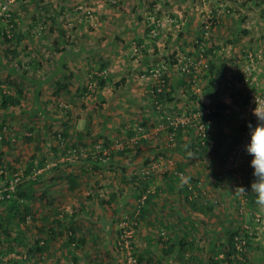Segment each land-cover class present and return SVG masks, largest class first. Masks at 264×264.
<instances>
[{"label":"rangeland","instance_id":"1","mask_svg":"<svg viewBox=\"0 0 264 264\" xmlns=\"http://www.w3.org/2000/svg\"><path fill=\"white\" fill-rule=\"evenodd\" d=\"M81 5L79 0H0V97L5 94L3 90L15 92L18 85L24 90L20 104L0 108V169L6 171L0 173V185L3 183L5 186L18 173L28 180L23 188L26 195L18 197L21 198L19 215H8L11 203L0 202L3 215L1 219L4 220L3 227L0 220V264H130L132 256L141 259L139 264H155L162 248L169 245L167 250L173 249L174 234L180 232L177 230L178 225L166 229L159 224L158 216L167 213L172 218L178 215L185 217L184 209L161 210L159 207L157 210L155 207L151 210L148 208L146 214L138 215L141 197L144 194H148V198L152 195L150 198L154 201L159 196L158 193L154 197V186L157 182L165 181V176L167 179L170 177L166 174L156 182L150 180L147 186L151 192L145 191L146 180L142 178L141 171L146 163L140 159L139 149H136V158H130L126 154L128 149L118 150L117 142L109 138L114 136V132L106 135L110 132L108 129L115 128L116 121L109 116H113L110 115L111 106L115 107L116 100L122 99L113 89V85H120L121 77L118 81L112 79L108 85L105 68L90 67L83 74L80 69L77 70L81 74L79 80L72 82L70 79L69 83L63 81L62 84H70L69 87L80 85L83 92L73 96L65 91L67 87L64 85L65 90L60 94L59 91L56 93L62 72L69 73L62 66L68 58L61 55L63 38L69 42H81L82 32L70 31L75 24L73 19L78 18L80 24L82 17H85L83 12L92 10L84 4L83 8H78ZM254 5L256 4L246 6L242 18L244 23H250V27H245L253 31L250 36L261 41L264 35L259 37L262 29L256 23L261 18H258L260 13H255L252 9L251 6ZM257 7L259 12L264 11V1L257 3ZM68 11L72 14L71 17L66 16ZM9 13L13 19L7 15ZM90 19L91 17L84 18L81 29L87 26L92 28L88 25ZM63 24H71L70 29L65 31ZM62 29L64 30L61 31ZM2 32L10 41L4 39ZM238 37L242 38L240 34ZM84 39L86 40L85 35ZM80 52L82 59L78 66L82 68V60L86 58L87 51L81 48ZM99 79L107 81L108 89L105 92L100 87ZM80 80L85 81L81 83ZM86 86L89 87L88 91ZM78 122H81V133L90 132L91 138L96 139V145L91 142L78 145L69 143V137L59 138V134L64 132L62 127L65 124L75 129L79 127ZM116 134L121 136L116 139L119 142H124L125 136L131 137L126 133ZM101 144L109 147V151H99ZM121 144L125 147L124 143ZM177 170L185 172L179 167ZM73 172L78 175V187L75 189L71 188L69 180V174ZM232 178L234 179L233 176ZM231 191L234 193L233 189ZM172 194L175 195L174 192ZM238 196L240 199L234 201L233 205L230 204L231 209H224L221 205L217 210L221 217L225 216L226 211L235 226L234 230L228 227L226 241L221 244H227L231 232L249 225L253 241L250 242L252 248L248 252V264H264V212L258 205H253L251 200L245 205V211L241 212L242 200ZM234 197H237L236 193ZM182 198L181 201H185L184 195ZM186 203L188 207L185 208L193 216L198 213L201 216L202 213L191 203ZM26 205L30 208L28 213ZM13 208L14 206L11 207L14 211ZM212 211L204 215H210ZM20 214L26 216L25 221L20 219ZM72 223L76 224L79 235L86 239L81 247L66 243L70 234L68 228ZM196 226L206 229L204 225ZM7 227L10 229L8 233ZM193 229V236L202 247L204 241L198 240L196 236H200V233L205 235V232H195ZM128 232L131 234L128 235ZM223 236L221 235L222 239ZM37 240L41 245L49 242L50 246L41 253L37 251L32 254L33 251L30 250L36 248ZM178 242L180 243L179 239ZM186 246L189 245L184 247ZM7 249L12 250L15 255L9 257ZM190 251L193 252L194 249L191 248ZM195 251L200 255L199 250ZM76 256L78 260L74 258ZM210 258L215 262L222 259L216 254ZM185 259L188 261L185 264L193 263L190 257L185 256ZM220 263L224 264H217Z\"/></svg>","mask_w":264,"mask_h":264},{"label":"crops","instance_id":"2","mask_svg":"<svg viewBox=\"0 0 264 264\" xmlns=\"http://www.w3.org/2000/svg\"><path fill=\"white\" fill-rule=\"evenodd\" d=\"M80 1L82 5L92 9V17L85 14L86 10L83 12L86 19L91 17L88 25L92 28L87 26L81 29L80 25L85 17H82L80 24L78 18L73 19V26L63 24L65 31L71 26L70 31L80 30L82 37L79 43L63 38L61 55L68 58L64 61L61 57L64 61L62 66L64 65L69 73L62 72L61 82L79 80L81 74L77 73V70L81 69L83 74L85 69L90 67H105L108 85L112 79L118 81L121 77L119 86L112 84L117 96L122 98L116 100L115 107L111 106L110 115L113 116H109L111 120L116 121V129L107 128L110 132L106 135L114 132V136L109 138L117 142L118 150L128 149L126 154L130 158H136V149H139V157L146 163L141 171L146 184H149L150 180L156 182L158 178L163 179L166 174L169 175L170 179L166 176L164 178L166 182L162 180L154 186V197L158 193L159 196L154 198V201H151L152 195L149 197L147 209H184L185 213V217L178 215L172 218L167 216V213L158 216L159 224L166 229L178 225L177 230L180 232L174 234L173 249L167 250L169 245L162 248L155 264H185L188 263L185 256L191 258L192 264H213L215 261H212L211 255L223 256L220 249H224L226 245L221 243L226 241L228 227L235 229L226 211L225 216L221 217L217 210L222 206L224 209H231L230 204L233 205L234 201L240 199L238 195L234 197L231 191L234 179L227 170V154L241 131L249 128L251 124L248 118L241 119L245 114L250 92L264 91V36L261 37L264 35V11L259 12L257 7V3L264 0H79V3ZM253 3L256 5L251 6L252 9L261 14H258L261 19L256 21L262 29L259 35L263 39H260L261 41L250 36L253 31L245 28L250 27V23H244L242 18L246 6ZM82 5L78 8H83ZM211 15L215 18V23L210 37L206 39L202 22ZM66 16L71 17L72 14L68 11ZM155 20H161L163 28L158 37L151 38L150 29ZM200 41L205 42V53H201ZM81 48L87 51L86 58L82 60V68L78 66L81 62L79 60L82 59ZM93 55L96 57L93 58ZM189 61L197 63L196 74L183 70V65ZM157 66L166 68L168 79L167 91L158 99L153 92L157 79L148 75V70ZM229 71L234 74L232 80L227 78ZM248 74H251L250 79H247ZM83 81L85 80H80L81 83ZM69 85L66 90L63 86L56 88L55 85L56 93L59 91L60 94L65 90L74 96L83 92V89L79 88L80 85ZM108 85L102 87L103 92L108 89ZM55 88L51 87L52 91H55ZM3 91L14 93L12 90ZM208 109L213 112L210 115L211 132L205 144L207 146L199 144L195 128L189 125L180 128L178 137H171V128L165 122L164 114L186 115L192 120ZM77 125L79 127L75 129L67 124L62 127V134L69 137V143L79 145L91 142L96 145V139L91 138L90 132L81 133V122ZM115 132L126 133L131 137L125 136V141L119 142L116 139L121 136ZM121 143H124L125 147ZM178 167L185 172H179ZM3 172L6 173L1 168L0 173ZM145 172L150 174L145 176ZM2 184L0 186H3ZM145 190L151 192L148 186ZM183 195L185 201H181ZM189 199L192 202L196 200V203L201 205V210L198 211L203 215L198 213L193 216L185 208L188 207L186 202H189ZM11 207L9 205L10 212L7 214L16 215ZM208 211L213 213L205 216ZM229 214L231 215L230 211ZM2 216L0 211L3 227ZM262 216L264 217V214ZM196 224L204 225L206 229L197 227ZM192 229L195 232H205V235L200 233V236H196L198 240L204 241L202 247L197 244ZM8 232L10 229L7 227L6 233ZM221 235H224V239ZM186 244L189 246L184 247ZM191 248L194 249L193 252L190 251ZM196 249L200 255L196 254ZM35 252L37 251L33 250L32 254ZM6 253L9 257L15 255L10 249H7Z\"/></svg>","mask_w":264,"mask_h":264},{"label":"built area","instance_id":"3","mask_svg":"<svg viewBox=\"0 0 264 264\" xmlns=\"http://www.w3.org/2000/svg\"><path fill=\"white\" fill-rule=\"evenodd\" d=\"M88 16L92 17V11L87 10ZM9 17H11V13L7 14ZM214 17L211 15L207 17L203 22V28H204V37L208 39L210 37V33L212 30V27L215 23ZM163 28V22L161 20H155L152 28L150 29V37L156 38L160 35V31ZM201 53L204 52L205 48V42L200 41L199 42ZM185 60L187 61V57H185ZM183 70L190 73H195L197 71V63L196 62H187V64L183 65ZM149 74L157 79L156 88L154 89V95H157L158 93L163 92L168 87V79L166 74V68L163 66H157L153 67L150 70H148ZM227 78L229 80L234 79V74L232 71H229L227 73ZM251 74H248L247 79H250ZM89 88V87H88ZM91 88V87H90ZM256 96L258 99L264 103V91L259 92L256 90H253L249 94L245 114L241 116L242 120H246L247 118L251 122L252 128H254L258 121L256 116L253 115V109L256 107L255 104V98ZM158 108H160V105H158ZM213 110L208 109L204 114L197 115L193 117L192 120H190L186 115H176V116H167L164 114V120L168 123V126L171 128V137L176 138L179 134L180 128L184 125H189L195 128L196 134H197V140L199 144L205 145L208 141L211 129V114ZM61 138V136L59 137ZM63 141V140H62ZM251 141V128L241 131L240 136L238 137V140L233 144V146L230 148L228 154H227V162L228 167L227 170L231 172V175L234 177V182L232 184V189L234 193L237 195H240L241 197V212L245 211V205L249 204L250 200L254 195L250 192V186L251 182L255 179L253 176V167L251 166V160L253 157L247 152L246 146ZM99 151L104 150L107 152L108 148L106 146L104 147V144H101ZM119 146H116L118 148ZM109 151V150H108ZM150 172H145V176L149 175ZM22 175L23 174H16L11 177L8 184L0 187V200L4 199L5 197L10 198L12 196V193L16 190L18 184L22 181ZM243 186L245 189L249 190L248 194H239L236 192L237 188ZM150 192V191H149ZM148 198V194H144L141 199L139 200L138 207L140 208L142 205L145 204L146 200ZM130 235L131 232H128ZM253 239V232L249 225H244L241 229L239 234H237L234 237V248L237 251V258L240 261V264H248V253H247V246L250 244L251 240ZM130 264H137L136 257L132 256L130 258Z\"/></svg>","mask_w":264,"mask_h":264},{"label":"trees","instance_id":"4","mask_svg":"<svg viewBox=\"0 0 264 264\" xmlns=\"http://www.w3.org/2000/svg\"><path fill=\"white\" fill-rule=\"evenodd\" d=\"M85 14L87 15V12L86 11H85ZM13 18L14 17H12V19ZM14 24L16 25V22H14ZM2 34L4 36V39L7 42L10 41V39L7 38V36H6L5 33L2 32ZM104 68L105 67H100V69H104ZM90 71L92 72V70H90ZM94 77L98 78V76H95V75H94ZM66 78H68V76ZM99 80H100V82H99L100 83V87H103V86L106 85V82H107L106 80H103V79H99ZM59 85L60 86H63V87L65 85L66 87H68L69 84H67V83L66 84H64V83L62 84V82L58 81V86ZM85 89H86V91L89 90V88L87 86L85 87ZM166 91H167V89H165L161 93H158L156 95L157 96V99L160 98V97H162V95H164L166 93ZM4 93L5 94H3L2 97H0V108H8V107H13V106H16V105L20 104L21 98L24 95V90H23L22 86L18 85L17 89H15V92H14L15 94L14 93L13 94H7L8 92L7 93L4 92ZM249 128H247V129H249ZM244 130H246V129H244ZM179 134H180V131H179ZM179 134H178V136H179ZM60 136L61 137H65V138L67 137V135H64L62 133L59 134V137ZM62 142L63 141L61 140L60 143H62ZM201 146H204V145H201ZM205 146H207V145H205ZM69 177H70L69 180H70V186H71V188H73V189L77 188L78 187V175L73 172V173H70L69 174ZM27 181L28 180H25L24 179V175H22V181L18 184L16 190L12 193V196L10 198L5 197L4 199L0 200V202H2V203L10 202L11 203V206H14V208H13L14 211H15V209L17 210V212H16L17 215H19V211H20V208H19L20 204L19 203H20V199H21V198H18V197H22L25 194V192L23 191V188H24L25 183H27ZM8 182H9V180L5 183V185H7ZM147 184H148V182H147ZM147 184L145 183V188H147ZM148 200H149V198L146 200L145 204L142 205L138 209V211H139L138 215H140L141 213L142 214H146L148 212V211H146V209H147V201ZM193 201L194 202H192L191 199H189V202L192 204V206L195 209H197V210L200 209L201 210V208H200L201 205H198V203H196V200H193ZM251 202H254L255 203V196L251 198ZM25 209H26V212L28 213L30 208L26 205L25 206ZM143 211H144V213H143ZM20 219L22 221H25L26 220V216L23 215V214L22 215L20 214ZM59 224H61V222H59ZM68 229L70 230L69 231L70 234H69L68 242H66V243L68 245L69 244H75L76 247H81V245L86 242V239L83 238V236H80L79 235V233L77 232V226H76V224L75 225H74V223L70 224ZM239 232H240V230L237 229V230H235V231H233V232L230 233V235L228 237V241H227L226 247L224 248V250L222 252L223 253L222 259L219 260V261H217L216 263L222 262L224 264H240V261L237 258V251L235 250L234 244H233L234 237L237 234H239ZM252 241H251V243H252ZM36 243H37L36 248H34V249L32 248V250H30V252L33 251V250L42 252L44 249H46V248H48L50 246L49 242H47L45 244L43 243V245H41V244H39V240H37ZM250 248H252V245L251 244H248V246H247V253L249 252V249ZM135 254H136V251H135ZM74 258L76 260H78L77 259V256L74 257ZM136 259H137V264H139L141 262V259H138L137 257H136ZM247 259H248V256H247Z\"/></svg>","mask_w":264,"mask_h":264},{"label":"clouds","instance_id":"5","mask_svg":"<svg viewBox=\"0 0 264 264\" xmlns=\"http://www.w3.org/2000/svg\"><path fill=\"white\" fill-rule=\"evenodd\" d=\"M254 102L256 107L253 109V115L256 116L258 123L254 128L249 124L251 128V141L246 146V150L253 157L251 166L254 169L253 176L255 177L251 182L250 192L255 196V203L261 211H264V103L257 96ZM236 192L239 194H248L249 190L240 186Z\"/></svg>","mask_w":264,"mask_h":264}]
</instances>
